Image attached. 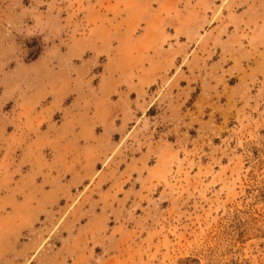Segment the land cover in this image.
I'll list each match as a JSON object with an SVG mask.
<instances>
[{"label":"rangeland","instance_id":"obj_1","mask_svg":"<svg viewBox=\"0 0 264 264\" xmlns=\"http://www.w3.org/2000/svg\"><path fill=\"white\" fill-rule=\"evenodd\" d=\"M0 264H264V0H0Z\"/></svg>","mask_w":264,"mask_h":264}]
</instances>
